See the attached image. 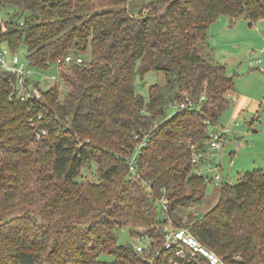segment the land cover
<instances>
[{
	"label": "trees",
	"instance_id": "16d2710c",
	"mask_svg": "<svg viewBox=\"0 0 264 264\" xmlns=\"http://www.w3.org/2000/svg\"><path fill=\"white\" fill-rule=\"evenodd\" d=\"M7 7L0 47L23 45L43 70L66 54L83 59L61 62L32 102L9 97L14 74L0 68V264H211L164 248L163 195L174 228L223 263L264 264V169L222 181L207 211L187 210L207 184L191 172L189 143L204 149L234 100L208 28L220 15L264 19V0H0ZM148 71L165 81L143 95L136 78ZM185 95L193 108L169 112ZM142 138L136 175L124 160ZM91 166L96 180L78 179ZM123 227L153 238L150 251L118 243Z\"/></svg>",
	"mask_w": 264,
	"mask_h": 264
},
{
	"label": "rangeland",
	"instance_id": "374dc122",
	"mask_svg": "<svg viewBox=\"0 0 264 264\" xmlns=\"http://www.w3.org/2000/svg\"><path fill=\"white\" fill-rule=\"evenodd\" d=\"M12 12L11 7L0 8V15L4 17H8ZM253 24H249L248 18L244 15L236 18L220 15L208 28L211 55L213 59L225 66L226 73L231 75L234 81L233 89L227 91L226 96L235 97L236 100H232L221 112L214 126L226 128L222 145L213 149L212 152H209L206 147L202 149L200 167L204 169L208 163H212V166L218 164L216 170L219 177L214 179V173H207L211 181L206 184L203 199L187 208L197 214L213 206L222 181L232 182L244 171L255 168L264 169V19L255 22V29L252 28ZM16 53L24 58L26 55L24 46H19ZM33 74L39 80L53 74L55 78L52 82L57 77L54 65L45 70L35 68ZM164 81L163 72L148 71L141 78L137 76V90L146 95L149 84H162ZM229 93L231 96L228 95ZM242 97L247 98L246 105L238 108L237 102ZM172 111L173 109H169V112ZM81 176L78 179L96 180L95 166L84 167L81 170ZM129 233L127 227H123L117 234L118 243L135 245L137 242H145V239L137 241L136 234Z\"/></svg>",
	"mask_w": 264,
	"mask_h": 264
},
{
	"label": "built area",
	"instance_id": "2783aa9c",
	"mask_svg": "<svg viewBox=\"0 0 264 264\" xmlns=\"http://www.w3.org/2000/svg\"><path fill=\"white\" fill-rule=\"evenodd\" d=\"M81 56H74L72 54H66L61 58H57L52 64L57 68V66L63 63H69L72 60L74 62H82ZM0 68L5 71H10L14 74L15 78V87L11 91L9 97L14 98L18 97L22 101L32 102L36 99L42 97L43 88H47L51 85L52 79L55 78V75H47L42 78V80L36 79L33 74L34 67H31L27 64L25 58H21L17 55L16 51H11L8 47H0ZM38 69V68H36ZM44 85V87H42ZM204 92H201L198 101L204 99ZM231 96V93L228 94ZM194 106L193 102L187 95L184 96V101H181L178 104L172 105L171 109L173 111H178L181 108L192 109ZM29 124L35 130V133L38 135H43L46 133V130L42 127L36 128L33 120L29 118ZM226 133V128L223 127H214L208 131L205 147L209 152H212L213 149L218 148L222 145L223 135ZM239 144V143H238ZM145 138H142L138 141L132 154L128 155L124 162L127 168L133 173L136 174V163H137V154L140 147L145 146ZM191 163H192V173L198 175H203L207 182L211 181L207 173H214L213 177L218 178L219 174L217 172L218 164L208 163L206 168L200 167L202 149L197 147L194 143H189ZM150 184V182H148ZM159 205L161 208V213L164 217L167 218V222L161 224L158 228L161 229L162 235L164 237L163 246L165 249H171L174 251L175 255L178 257H184L186 254L196 255L202 254L207 257L211 264H225L220 258L211 250L206 248L201 242L191 233V231L186 227L174 228L172 225V219L168 214V200L163 195L159 199ZM135 238L137 241L145 239L144 243H136L134 248L139 252H149L151 247L154 244V240L151 237H148L147 234H136Z\"/></svg>",
	"mask_w": 264,
	"mask_h": 264
},
{
	"label": "crops",
	"instance_id": "0c3cea01",
	"mask_svg": "<svg viewBox=\"0 0 264 264\" xmlns=\"http://www.w3.org/2000/svg\"><path fill=\"white\" fill-rule=\"evenodd\" d=\"M259 20H261V19H259ZM255 27H256V25H255V22H254V24H253V26H252V28L253 29H255ZM251 68H253V67H251ZM234 98V100H236V98L235 97H233ZM247 99V98H246ZM246 99H244L243 97L240 99V100H238V105H239V107L238 108H241V106H245L246 104H245V101H246ZM250 98H248V100H249ZM257 154H259V152H257Z\"/></svg>",
	"mask_w": 264,
	"mask_h": 264
}]
</instances>
